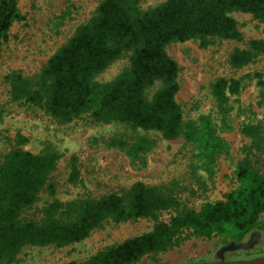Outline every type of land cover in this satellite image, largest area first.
I'll list each match as a JSON object with an SVG mask.
<instances>
[{
  "label": "trees",
  "instance_id": "16d2710c",
  "mask_svg": "<svg viewBox=\"0 0 264 264\" xmlns=\"http://www.w3.org/2000/svg\"><path fill=\"white\" fill-rule=\"evenodd\" d=\"M234 12L251 14L264 24V0H166L148 9H142L139 0H100L95 13L36 75L15 70L5 76L11 101L39 108L62 125L85 120L145 131L103 141L107 148L124 152L136 166L146 164L147 154L158 145V137L151 134L166 140L183 137L196 146L201 165L207 168L221 152L228 153V147L221 144L212 114L186 118L177 98L181 67L167 48L175 42L197 41L207 49L218 40L244 41ZM25 20L21 0H0V58L13 27ZM261 55L264 37L252 38L233 49L228 63L240 69ZM121 58H127L128 64L118 75L107 82L97 79ZM253 77L263 104L264 74ZM210 86L217 114L225 123L233 110L232 97L244 88L243 78L218 77ZM240 132L247 143L234 171L235 188L224 199L199 207L182 202L174 182L143 181L99 196L81 192L66 200L53 198L37 207L43 192L51 197L62 192L57 181L62 171L64 186L85 187V179L78 156L72 155L60 171L56 151L25 149L28 139L18 135L16 144L0 157V264L19 263L22 253L32 247L62 248L81 242L105 223L139 219L154 224L86 259L64 264H137L190 236H230L240 242L259 227L264 215V122H243ZM164 213L170 214L168 220L161 217Z\"/></svg>",
  "mask_w": 264,
  "mask_h": 264
},
{
  "label": "rangeland",
  "instance_id": "374dc122",
  "mask_svg": "<svg viewBox=\"0 0 264 264\" xmlns=\"http://www.w3.org/2000/svg\"><path fill=\"white\" fill-rule=\"evenodd\" d=\"M99 1L21 0L26 20L13 27L0 58V157L16 144L18 135L28 139L23 145L25 149L37 153L47 149L56 151L60 155V171L65 169L72 155L79 157L86 186H64L66 173L62 171L57 178L62 192L56 197L43 192L37 207L44 206L53 198L66 200L81 192L99 196L109 190H122L136 181L149 185L174 182L181 201L191 207H199L206 201L224 199L235 188L234 171L237 163L245 156L242 149L247 140L240 132L241 124L258 120L264 122V103H259L260 91L253 77L257 72L264 74V55L240 69L232 68L228 63L234 48L244 47L252 38L264 37V24L251 14L232 13L243 32L242 42L218 40L209 48L202 49L197 41H187L172 43L167 48L181 67V89L177 98L184 108L186 118L198 119L202 114H212L223 139L221 144L228 147V153L221 152L207 168L201 165L196 146L187 143L183 137L166 140L160 138L159 134H151L158 137V145L147 154L146 164L136 166L124 152L107 148L103 141L120 134H147L145 131H134L124 124L116 123L91 125L85 120L62 125L39 108L11 101L5 76L15 70L23 71L28 76L36 75L75 29L95 13ZM139 1L142 9H148L166 0ZM127 64L128 59L121 58L97 79L101 82L110 81ZM218 77L243 78L244 84L241 94L232 97L233 110L225 123L218 116L217 105L211 95L210 85ZM161 217L168 220L170 214L164 213ZM153 224L149 219L119 225L105 223L87 239L66 247L29 248L22 253L21 261L17 264H64L72 260H83L107 246L150 230ZM260 257H264V215L259 227L240 242L230 236L212 239L190 236L173 249L146 256L137 264L233 262Z\"/></svg>",
  "mask_w": 264,
  "mask_h": 264
},
{
  "label": "water",
  "instance_id": "95a60500",
  "mask_svg": "<svg viewBox=\"0 0 264 264\" xmlns=\"http://www.w3.org/2000/svg\"><path fill=\"white\" fill-rule=\"evenodd\" d=\"M194 264H264V257L256 258L253 260L247 261H233V262H224V261H210V262H200Z\"/></svg>",
  "mask_w": 264,
  "mask_h": 264
}]
</instances>
